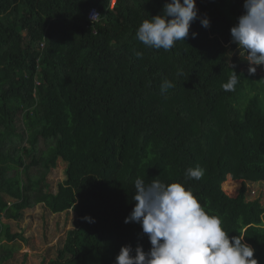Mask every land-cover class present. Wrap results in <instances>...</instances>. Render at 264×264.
Instances as JSON below:
<instances>
[{"label": "trees", "instance_id": "trees-1", "mask_svg": "<svg viewBox=\"0 0 264 264\" xmlns=\"http://www.w3.org/2000/svg\"><path fill=\"white\" fill-rule=\"evenodd\" d=\"M168 2L0 0V243L3 218L42 205L76 215L47 264H116L123 246L148 252L141 226L124 221L135 180L158 179L191 188L264 264L262 197H247V184L264 182V75L249 72L230 34L244 0H196L189 37L169 51L148 48L138 27ZM92 11L101 18L92 22ZM230 64L239 78L225 91ZM164 80L175 87L161 94ZM59 162L64 180L53 192ZM196 167L203 177L188 179ZM229 180L233 193L242 183L236 197ZM13 256L0 244V264Z\"/></svg>", "mask_w": 264, "mask_h": 264}, {"label": "clouds", "instance_id": "clouds-1", "mask_svg": "<svg viewBox=\"0 0 264 264\" xmlns=\"http://www.w3.org/2000/svg\"><path fill=\"white\" fill-rule=\"evenodd\" d=\"M113 2V0H112ZM115 3L111 4L114 9ZM244 14L238 17L230 29L232 41L247 53L249 72L255 66L264 65V0H244ZM196 0H170L161 15L145 19L136 32L137 39L148 48L171 50L177 41L189 37L190 27L198 18ZM101 18L91 13L94 22ZM204 28L210 27L208 18H201ZM197 33L191 37L196 38ZM139 58L143 54L136 52ZM235 65L230 64L231 75L222 84L225 91L234 90L238 83ZM175 85L169 80L161 83V94ZM188 179L200 180L204 175L201 167L188 168ZM134 208L125 223H137L147 235L151 248L144 252L138 246L133 255L131 246H123L116 257V264H258L254 249L240 236L229 237L222 227L219 216L205 211L191 188L180 182L165 184L158 179L146 182L137 178L134 182ZM94 222L91 217H84Z\"/></svg>", "mask_w": 264, "mask_h": 264}, {"label": "rangeland", "instance_id": "rangeland-1", "mask_svg": "<svg viewBox=\"0 0 264 264\" xmlns=\"http://www.w3.org/2000/svg\"><path fill=\"white\" fill-rule=\"evenodd\" d=\"M256 73L264 75V65L255 66ZM42 155L47 158L49 145L40 143ZM65 165L59 162L57 168L51 171L48 182L51 190L56 192L57 186L64 180ZM225 186L226 192L236 197L241 190L239 182L235 193L232 190L233 180ZM247 197L249 201L261 196L264 206V182L247 184ZM4 224L1 245L14 250V256L6 264H47L57 255L58 248L62 246L67 232L74 227L76 215L73 211L62 214H52L44 206L38 205L33 209L24 211L20 221L2 219Z\"/></svg>", "mask_w": 264, "mask_h": 264}, {"label": "built area", "instance_id": "built-area-1", "mask_svg": "<svg viewBox=\"0 0 264 264\" xmlns=\"http://www.w3.org/2000/svg\"><path fill=\"white\" fill-rule=\"evenodd\" d=\"M113 3H115V0H113L112 4H113ZM93 12H95V11H92L91 13H93ZM91 13H90V14H91ZM95 13H96V12H95ZM90 20H91V19H90ZM96 20H97V19H96ZM96 20H95V21H96Z\"/></svg>", "mask_w": 264, "mask_h": 264}]
</instances>
